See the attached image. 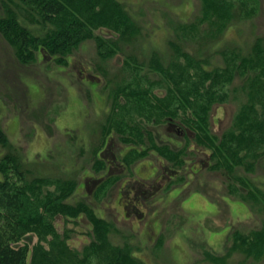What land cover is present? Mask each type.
Here are the masks:
<instances>
[{"label":"rangeland","instance_id":"374dc122","mask_svg":"<svg viewBox=\"0 0 264 264\" xmlns=\"http://www.w3.org/2000/svg\"><path fill=\"white\" fill-rule=\"evenodd\" d=\"M2 1L40 34L42 24L18 0ZM110 1L136 21V32L126 42L102 26L64 55L34 49L29 62L21 63L0 36V129L5 135L0 167L4 158L21 164L33 183L32 194L40 191L44 208L39 212L82 259L106 240L127 247L133 264H264V148L253 160L244 153L234 160L222 152L224 135L233 126L237 130L240 115L255 111L263 116L251 94L264 80V0H256L254 16L237 22L234 0ZM256 39L258 58H252ZM169 41L180 48L176 55ZM226 42L241 49L231 71L218 53ZM178 52L189 54L187 65L193 68L206 65L208 55L206 68L219 70L218 75L190 72L188 89L199 91L203 101L196 102V110L170 105V75L186 70ZM152 54L171 69H159ZM168 118L186 125L194 137L185 136L178 147L161 143L159 138L170 139L164 136ZM109 136L138 150L131 155L136 171L164 161L178 172L156 199L146 202L150 208L142 210V222L119 207L117 183L107 186L105 197L89 195L84 187L85 176L103 165L97 154ZM150 223L153 230L146 227ZM27 235L31 249L39 238ZM50 239L42 244L47 247Z\"/></svg>","mask_w":264,"mask_h":264},{"label":"trees","instance_id":"16d2710c","mask_svg":"<svg viewBox=\"0 0 264 264\" xmlns=\"http://www.w3.org/2000/svg\"><path fill=\"white\" fill-rule=\"evenodd\" d=\"M234 1L238 6L235 14L236 22L242 18L254 16L257 10L256 0ZM18 2L22 10L42 24L40 34L37 35L34 29L23 24L16 10L4 1L0 4V36L11 43L21 63L29 62L34 49L64 55L102 26L116 30L120 35L119 42L130 40L128 36L135 33L137 29L132 13L122 5L117 4L113 8L110 0H18ZM259 41V39L254 41V48L249 54L253 56L252 58H258ZM168 46L174 55L177 54V49H180L177 48L178 45L173 48L171 41L168 42ZM218 51L231 71L232 65L239 60L241 49L234 43L226 42ZM205 54L208 53L205 52ZM159 56V54H152V60L161 67L162 60ZM177 57L184 59L186 63H183L184 68L181 69L186 70L170 75L173 80L170 105H176L183 110L191 108L196 110L197 107L199 108L196 102L203 103V101L199 91L196 95L192 89H188L190 72L202 70L206 74L216 75L219 70L206 68V65L210 64L208 55L203 60L206 65L198 68L187 65L188 53L179 54L178 52ZM159 69H171V67L167 64ZM204 82L201 81V85ZM123 91L127 93L128 88H124ZM251 95L257 100L253 106L260 107L263 116L260 118L255 111L253 115H249L248 111L247 114L238 117L241 121L238 122L239 127L235 131L233 126L231 128L233 131L227 132L222 141V152L225 157L239 160L244 153V156L253 160L264 148V99H262L264 80L260 85L253 87ZM201 106L204 105L201 104L200 108ZM247 115L249 119L245 120ZM235 132L239 135L236 136ZM0 143H5L2 129H0ZM2 163L0 167V264H133L127 247H117L106 240H103L99 246L93 245L94 248L83 254V259L76 252L69 250L57 232L49 227L50 222L39 212V209L44 208L42 199L38 200L40 191L36 190L32 194L33 183L29 184L21 164L10 161L9 158H4ZM56 206L57 212L61 211L60 206L58 204ZM28 233H33L39 238V243L31 249L28 244L32 241ZM48 238H51L50 243H47L45 247L42 242H46ZM21 242L27 243L20 245ZM138 264L149 263L141 260Z\"/></svg>","mask_w":264,"mask_h":264},{"label":"flooded vegetation","instance_id":"af4514ba","mask_svg":"<svg viewBox=\"0 0 264 264\" xmlns=\"http://www.w3.org/2000/svg\"><path fill=\"white\" fill-rule=\"evenodd\" d=\"M83 71V69H80L79 73L83 79H87V71ZM164 136L170 137V139L161 140L159 138L161 143H169L174 147H178L176 145H180L185 136L190 139V137H194V133H191L183 123L168 118L164 127ZM112 139L113 136H109L103 140L101 149L97 154L103 165L98 167L93 174L85 176L84 187L89 195L101 193L104 196L107 193V186L113 182L117 183L115 195L119 207L125 210L126 215L130 214L131 218L137 220L140 218L139 222H142L146 217L142 210L147 211L150 208L146 202L156 199L166 180H171V175H176L178 172L169 167L167 162L164 161H159V165L154 168L149 166V170L145 168L136 171L131 165V155H134L138 150L129 145L124 147L117 145L111 142ZM196 172L192 170L193 175H196ZM115 212L119 215L118 211ZM156 221L159 222L157 219ZM146 227L153 230L155 226L150 223Z\"/></svg>","mask_w":264,"mask_h":264},{"label":"water","instance_id":"95a60500","mask_svg":"<svg viewBox=\"0 0 264 264\" xmlns=\"http://www.w3.org/2000/svg\"><path fill=\"white\" fill-rule=\"evenodd\" d=\"M30 241H31V239H30Z\"/></svg>","mask_w":264,"mask_h":264}]
</instances>
